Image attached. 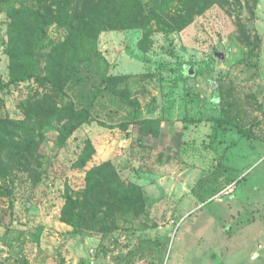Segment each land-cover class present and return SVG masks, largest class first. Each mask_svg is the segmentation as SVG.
Wrapping results in <instances>:
<instances>
[{"label":"rangeland","instance_id":"1","mask_svg":"<svg viewBox=\"0 0 264 264\" xmlns=\"http://www.w3.org/2000/svg\"><path fill=\"white\" fill-rule=\"evenodd\" d=\"M139 1L170 28L100 33L63 98L95 121L63 146L47 131L42 167L0 181V264H19L10 251L28 264H264V0H213L180 28L182 0ZM7 23L0 10L2 83ZM65 35L48 28L54 43ZM104 75L125 78L104 90ZM41 91L32 81L1 91L0 118L24 119L22 104ZM87 141L91 158L74 166ZM105 161L140 188L144 211L102 237L73 233L61 219L65 189L79 196Z\"/></svg>","mask_w":264,"mask_h":264},{"label":"trees","instance_id":"2","mask_svg":"<svg viewBox=\"0 0 264 264\" xmlns=\"http://www.w3.org/2000/svg\"><path fill=\"white\" fill-rule=\"evenodd\" d=\"M165 1H157L158 9ZM212 3L182 0L173 22L180 28ZM0 10L8 17L5 49L9 62L8 81H0V92L29 81L42 89L22 104L24 119L15 122L0 118L1 181L10 178L12 169L31 173L33 166L42 167L39 148L47 131L63 146L80 125L95 121L89 108L76 107L71 99L65 102L63 98L69 82L79 75L80 66L96 52L100 33L146 29L152 20L160 23L162 19L153 9L147 14L139 0H0ZM161 23L170 28L168 23ZM51 25L66 30L59 43L48 40ZM148 36L146 31L143 37ZM124 78L104 75L99 87L114 90ZM93 152V144L87 141L74 166H85ZM144 208L140 188L122 181L111 161H105L87 171L79 196L65 189L61 219L72 226L73 233L102 237L118 219L139 216Z\"/></svg>","mask_w":264,"mask_h":264},{"label":"water","instance_id":"3","mask_svg":"<svg viewBox=\"0 0 264 264\" xmlns=\"http://www.w3.org/2000/svg\"><path fill=\"white\" fill-rule=\"evenodd\" d=\"M147 14L150 13V10H146ZM10 256L17 260L18 263L22 264L24 262V257L21 254L10 251Z\"/></svg>","mask_w":264,"mask_h":264}]
</instances>
